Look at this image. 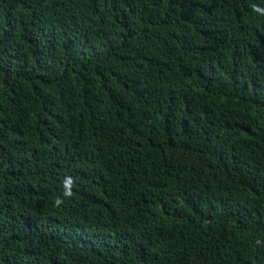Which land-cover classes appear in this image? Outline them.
I'll return each mask as SVG.
<instances>
[{"label": "trees", "instance_id": "16d2710c", "mask_svg": "<svg viewBox=\"0 0 264 264\" xmlns=\"http://www.w3.org/2000/svg\"><path fill=\"white\" fill-rule=\"evenodd\" d=\"M0 264H264V0H0Z\"/></svg>", "mask_w": 264, "mask_h": 264}, {"label": "clouds", "instance_id": "9594fccd", "mask_svg": "<svg viewBox=\"0 0 264 264\" xmlns=\"http://www.w3.org/2000/svg\"><path fill=\"white\" fill-rule=\"evenodd\" d=\"M73 180L70 177L64 178L62 181V196L55 199L56 206L61 205L64 199H70L74 194L72 192Z\"/></svg>", "mask_w": 264, "mask_h": 264}]
</instances>
